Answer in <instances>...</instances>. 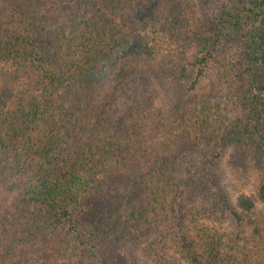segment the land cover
<instances>
[{
	"label": "trees",
	"instance_id": "trees-1",
	"mask_svg": "<svg viewBox=\"0 0 264 264\" xmlns=\"http://www.w3.org/2000/svg\"><path fill=\"white\" fill-rule=\"evenodd\" d=\"M191 20L183 0H0V172L15 192L19 236L36 241L64 231V247L91 258L103 230L139 228L151 215L170 213L188 263L199 264L178 210L186 165L215 160L235 143L254 149L264 169V0H225L203 14L197 57L180 65L194 41ZM236 43L243 54L241 113L229 128L215 115L194 121L190 113L193 122L179 129L141 101L124 112L96 99L104 83L143 77L193 92L214 49ZM113 184L123 186L113 191ZM257 204L264 206V181L236 207L250 213ZM248 223L257 250L245 264H264V237ZM15 236L0 234V264H43L16 253ZM155 256L163 260L161 252Z\"/></svg>",
	"mask_w": 264,
	"mask_h": 264
},
{
	"label": "rangeland",
	"instance_id": "rangeland-1",
	"mask_svg": "<svg viewBox=\"0 0 264 264\" xmlns=\"http://www.w3.org/2000/svg\"><path fill=\"white\" fill-rule=\"evenodd\" d=\"M224 1L183 0L191 9L190 35L194 41L181 58L180 65L191 63L197 57L199 46L195 37L200 32L203 14L210 16ZM214 51L209 69L193 92H186L167 78L149 81L143 77L122 86L104 83L96 90V99L107 103L108 109L118 107L124 112L134 110L139 104L146 112L162 110L179 129L184 122H193L190 113H193L194 121L215 115L222 123V129L229 128L241 113L236 95L238 82L243 77L240 67L242 47L239 43L227 44ZM177 68L171 70L176 71ZM138 101L141 102L137 104ZM257 157L254 149L229 143L215 160L205 156L206 161L203 157L186 165L189 172H183L182 179L187 184L178 210L182 215V231L199 264H220L221 261L225 264H245L247 258L256 252L255 238L248 222L254 221L264 237V206L257 204L252 212L243 213L236 207V202L240 195L254 194L264 181V169L258 165ZM5 176L2 177L0 172V183L3 185L0 189V234L8 232L17 235L12 249L23 253L26 258L43 264H166L170 259L179 264H189L187 255L175 239L174 219L170 213L150 214L139 228L133 229L131 225L130 228H117L111 232L103 230L96 256L92 253L91 258L79 255L77 249L64 247V231L36 241L25 238L26 233L19 236L12 202L15 192L9 186L10 179ZM122 186L113 184L111 189L115 191ZM221 204L237 213L241 222H235L230 212L221 208ZM102 220L106 223V218ZM98 226L106 228L105 224ZM19 237H24V240L17 243ZM160 252L163 260L159 262L155 255ZM3 253L0 248V254Z\"/></svg>",
	"mask_w": 264,
	"mask_h": 264
}]
</instances>
